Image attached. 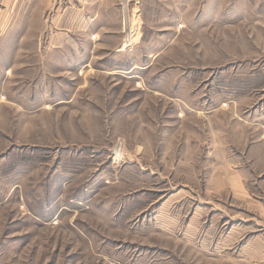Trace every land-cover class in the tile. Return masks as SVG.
<instances>
[{
  "label": "rangeland",
  "instance_id": "1",
  "mask_svg": "<svg viewBox=\"0 0 264 264\" xmlns=\"http://www.w3.org/2000/svg\"><path fill=\"white\" fill-rule=\"evenodd\" d=\"M257 73L264 0H0V264H264Z\"/></svg>",
  "mask_w": 264,
  "mask_h": 264
},
{
  "label": "trees",
  "instance_id": "2",
  "mask_svg": "<svg viewBox=\"0 0 264 264\" xmlns=\"http://www.w3.org/2000/svg\"><path fill=\"white\" fill-rule=\"evenodd\" d=\"M222 86L234 92L237 97L245 96L252 89L264 88V73H257L247 78H236Z\"/></svg>",
  "mask_w": 264,
  "mask_h": 264
},
{
  "label": "crops",
  "instance_id": "3",
  "mask_svg": "<svg viewBox=\"0 0 264 264\" xmlns=\"http://www.w3.org/2000/svg\"><path fill=\"white\" fill-rule=\"evenodd\" d=\"M26 2H27V1H26ZM26 2H25V3H26ZM3 3H4V1H3ZM49 3H50V2H49ZM9 5H10V7H8V8L5 7V8H7L8 10H10V9H11V10H12V9H20V8H21V6H20L19 4H16V5H15V4H13L12 2H9ZM26 5H27V4H26ZM13 7H14V8H13Z\"/></svg>",
  "mask_w": 264,
  "mask_h": 264
},
{
  "label": "bare ground",
  "instance_id": "4",
  "mask_svg": "<svg viewBox=\"0 0 264 264\" xmlns=\"http://www.w3.org/2000/svg\"><path fill=\"white\" fill-rule=\"evenodd\" d=\"M125 47V46H124Z\"/></svg>",
  "mask_w": 264,
  "mask_h": 264
}]
</instances>
